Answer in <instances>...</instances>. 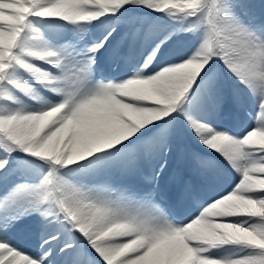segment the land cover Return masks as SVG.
I'll return each instance as SVG.
<instances>
[{
    "label": "snow or ice",
    "instance_id": "snow-or-ice-1",
    "mask_svg": "<svg viewBox=\"0 0 264 264\" xmlns=\"http://www.w3.org/2000/svg\"><path fill=\"white\" fill-rule=\"evenodd\" d=\"M0 264H264V0H0Z\"/></svg>",
    "mask_w": 264,
    "mask_h": 264
}]
</instances>
